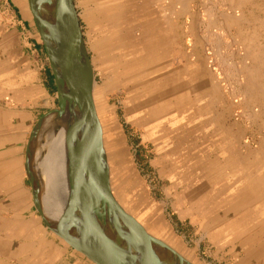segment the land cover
<instances>
[{
	"label": "crops",
	"instance_id": "crops-1",
	"mask_svg": "<svg viewBox=\"0 0 264 264\" xmlns=\"http://www.w3.org/2000/svg\"><path fill=\"white\" fill-rule=\"evenodd\" d=\"M194 1L104 0V5L100 6L99 3L85 0L82 19L74 0L78 20L85 24L81 26L87 27L86 36L100 29L99 42L104 44V57L124 59L122 68L115 69L116 76L122 74V78L117 76L115 82L117 88H123L125 93L126 122L132 125L138 134L140 148L154 153L153 157L149 158L150 166L160 173L163 172L165 176V202L147 195L143 182L130 177V189H120L122 186H118L115 180L114 192L117 186L120 193H115L116 198L143 230L155 239H158L157 236L163 237H159V240L166 241L167 245L170 244V247L192 264H264V44L259 38L258 28L261 20L256 18L255 30L252 29L247 35L240 34V37L244 38L236 40L233 30L236 32L237 21L231 16L239 1H250L260 7V2L264 0H200L198 10L192 7ZM210 8L213 10L211 13ZM207 16L208 18H205ZM34 17L28 0H0V264H98L49 230L33 202L25 160L28 140L39 118L58 103V86L49 67V59L41 44L37 20ZM205 19H211V22ZM204 24H207V27ZM203 28L208 31V35ZM86 36L84 34L83 40L89 58L90 48H94V43L98 41L90 40V43ZM204 36L207 38L206 42ZM95 39L98 40V35ZM234 39L237 41V51L243 53L246 58V63L238 66V76L242 79L239 84L236 82L238 79L231 76V66L226 67V61L223 60L227 53L231 56ZM186 41H191L190 46H186ZM115 50H120L119 54H115ZM217 53L221 55V60ZM207 55L212 58L211 63H207ZM149 59L151 67L147 66ZM229 61H232L231 57ZM145 67H148V70L150 68V72L145 70ZM153 67L158 69L153 70ZM108 81L105 80L104 83ZM173 85L177 89L185 88L177 90ZM152 90H155L157 99L164 97L167 92L169 96L154 103L151 100ZM106 95L107 92L104 96L106 105L109 106ZM162 104H170L171 107L160 109ZM154 105H158L155 107L158 111L153 109ZM162 110L166 111L165 116L162 115ZM189 111L192 112L191 115ZM180 114L186 116L182 118ZM178 115L181 117V124ZM171 123L178 124L172 126ZM160 125L165 129L161 127L162 130ZM147 131L152 137H147ZM155 131L160 133L156 132L154 135ZM219 142H222L221 146L224 145L225 148H218ZM121 149L126 152L124 146ZM218 151L219 153H216ZM205 154L206 158L203 156ZM101 156L104 163V151ZM242 156L243 159L240 160ZM182 159L185 161L181 162ZM195 177L196 181L190 183V186L189 182H193ZM246 209L248 210L245 211ZM163 210L165 214H162Z\"/></svg>",
	"mask_w": 264,
	"mask_h": 264
},
{
	"label": "bare ground",
	"instance_id": "bare-ground-1",
	"mask_svg": "<svg viewBox=\"0 0 264 264\" xmlns=\"http://www.w3.org/2000/svg\"><path fill=\"white\" fill-rule=\"evenodd\" d=\"M30 1V8L32 10L33 15L35 16L37 22L42 21V28H43V39L47 43L51 55L54 61V67L58 74V85H59V94L63 97L65 94L68 98V105L62 113V115L58 114V112H53L46 116L41 123L38 125V128L35 130V137L32 139L33 141L29 144V156L31 157L30 164L28 165L29 173L32 177L33 183H34V193H35V200L33 198V202L41 209H43L45 216L50 220V222H55L57 225L63 227V230H65L66 237L73 243L79 244L84 249L94 257V253L91 251L88 242L84 237H82L78 231L76 230L74 226V205L72 203L71 197H72V189L74 184L77 185L78 189L81 191V200H82V214L89 222L94 224L93 216L89 210L88 207V200L90 198L98 200V205L102 207L103 215L106 218V223L108 225L109 231V238H115L119 231L121 230L123 226L122 221V215L120 211L117 209L115 205H118L120 208L124 210V212L128 215V213L125 211L123 206L119 203L118 199L116 198V192L119 195V191L122 188L128 187L130 189L131 187V181L127 175L128 164H130V159L127 155V153L124 151V149H121L123 144V138L120 136V131L118 129L119 126L116 125L114 122L113 117L111 116L112 111L110 107L106 105V98L104 94L108 91L109 85L107 83H103L100 86L97 85L98 82H96V77L93 71V67L91 64V61L89 59V65L88 66V88L85 92V95L82 99L79 97V87L81 85L80 80L77 76H75L71 71L69 66L66 62V50H67V43L65 38V25L62 17V13L60 10V6L57 0H29ZM130 1V0H129ZM99 2V1H98ZM176 3V2H175ZM185 5V4H184ZM209 6V5H208ZM124 7V6H123ZM178 8V7H177ZM185 8V7H184ZM187 8V7H186ZM175 9V8H174ZM206 9V8H205ZM132 10V9H131ZM130 10V11H131ZM123 11V10H122ZM129 11V12H130ZM182 11V10H181ZM213 12V11H212ZM138 13V12H137ZM184 13V12H183ZM95 14V13H94ZM210 14V13H208ZM92 15V14H91ZM134 15V14H133ZM187 15V14H185ZM189 15V14H188ZM224 16V15H223ZM236 16V14H235ZM234 16V17H235ZM241 16V15H240ZM137 17V16H136ZM150 17V16H149ZM187 17V16H186ZM204 17V16H203ZM212 17V16H210ZM79 18V17H78ZM95 18V17H94ZM105 18V17H104ZM141 18V17H140ZM147 18V17H146ZM205 18H208L205 17ZM217 18V17H216ZM223 18V17H222ZM193 19V18H192ZM240 19V18H239ZM35 20V21H36ZM101 20V19H100ZM108 20V19H107ZM206 20V19H205ZM211 20V19H210ZM209 19L206 21H210ZM217 20V19H215ZM191 21V20H190ZM200 22V20H198ZM203 21V20H202ZM213 21V20H212ZM263 21V20H262ZM198 22V24H200ZM211 22V21H210ZM218 22V21H217ZM216 22V23H217ZM214 23V21L212 22ZM215 23V24H216ZM257 23V22H256ZM264 23V22H263ZM203 24V23H202ZM210 24V23H207ZM206 24V25H207ZM214 24V25H215ZM243 24V23H242ZM196 25V24H195ZM205 25V24H204ZM205 25V26H206ZM211 25V24H210ZM261 25V24H260ZM259 25V26H260ZM151 26V25H150ZM199 26V25H198ZM212 26V25H211ZM210 26V27H211ZM220 26V25H219ZM240 26V25H239ZM264 26V24H263ZM263 26H261L263 28ZM111 27V26H110ZM207 27V26H206ZM213 27V26H212ZM211 27V28H212ZM235 27V26H234ZM257 27V26H256ZM113 28V27H112ZM149 28V27H147ZM198 28V27H197ZM196 28V29H197ZM218 28V27H217ZM237 28V27H236ZM259 28V27H258ZM215 29V28H214ZM82 30V29H81ZM202 30V29H201ZM205 29L203 28V31ZM219 30V28H218ZM253 30H255L253 28ZM132 31V30H131ZM212 31V30H211ZM261 31V30H260ZM134 32V31H133ZM190 32V31H189ZM196 32V30H195ZM201 32V31H200ZM206 34L208 35V31H206ZM210 32V31H209ZM254 32V31H253ZM213 33H217V31H213ZM263 33V32H262ZM38 34L41 37V34L38 31ZM115 34V33H114ZM202 34V33H201ZM205 34V35H206ZM236 34V33H235ZM113 35V34H112ZM152 35V34H151ZM190 35V34H189ZM198 35V34H197ZM221 35V34H220ZM247 35V34H246ZM264 35V34H263ZM83 36V34H82ZM144 36V35H143ZM212 36V35H211ZM217 38L220 40V36L217 34ZM236 36V35H235ZM88 37V36H87ZM135 37V36H134ZM140 37V36H139ZM209 39L210 37L207 36ZM216 37V36H214ZM254 37V36H253ZM117 38V37H116ZM145 37H143L144 39ZM206 42V37H203ZM206 38V39H205ZM244 38V36L242 37ZM114 39V38H113ZM241 39V38H239ZM238 39V40H239ZM252 39V38H250ZM108 40V39H107ZM110 40V39H109ZM115 40V39H114ZM113 40V41H114ZM134 40V39H133ZM150 40V39H149ZM213 39H211L212 41ZM215 40V39H214ZM217 40V39H216ZM215 40V41H216ZM218 40V41H219ZM243 40V39H242ZM258 40V39H257ZM84 41V40H83ZM118 41V39H117ZM135 41V40H134ZM147 41V39H146ZM214 41V43H215ZM245 41V40H243ZM109 42V41H108ZM121 42V41H120ZM193 42V41H192ZM209 42V41H208ZM220 42V41H219ZM218 42V43H219ZM249 42V41H248ZM254 42V41H253ZM81 43V42H80ZM107 43V41H106ZM130 42H128L129 44ZM142 43V41H141ZM195 43V42H194ZM217 43V44H218ZM250 43V42H249ZM115 44V43H114ZM156 44V43H155ZM160 44V43H159ZM94 45L97 47V45H101V42H96ZM131 45V44H130ZM139 45V44H138ZM196 45V44H195ZM219 45V44H218ZM82 46V44H81ZM94 46V48H95ZM111 46V45H110ZM197 46V45H196ZM200 46V45H199ZM126 47V46H125ZM136 47V46H135ZM158 47V46H157ZM168 47V46H167ZM219 47V46H218ZM254 47V46H253ZM93 48V49H94ZM99 48V47H98ZM108 48V47H107ZM150 48V47H149ZM214 48V45H213ZM212 50H215L213 49ZM86 49V46H85ZM97 49V48H96ZM131 49V48H130ZM160 49V48H159ZM158 49V50H159ZM217 49V48H216ZM219 49V48H218ZM254 49V48H253ZM257 49V48H255ZM254 49V50H255ZM82 50L85 53L84 47L82 46ZM129 50V49H128ZM154 50V49H153ZM164 50V48H163ZM196 50V49H195ZM220 50V49H219ZM218 50V51H219ZM258 50V49H257ZM101 51V50H100ZM127 51V50H126ZM217 51V52H218ZM264 51V50H263ZM87 52V50H86ZM259 52V51H256ZM89 53V52H88ZM132 53V52H131ZM151 53V52H149ZM224 53V52H223ZM102 54V53H101ZM100 54V55H101ZM119 54V53H118ZM129 54V53H127ZM147 54V53H145ZM144 54V55H145ZM154 53H152L153 55ZM205 54V53H204ZM214 54V53H213ZM218 54V53H217ZM228 54V53H227ZM104 55V54H103ZM121 55V54H120ZM119 55V56H120ZM151 55V56H152ZM155 55V54H154ZM192 55V54H191ZM132 56V55H131ZM150 56V55H149ZM150 56V57H151ZM206 56V55H205ZM221 56V55H220ZM218 54V58L220 57ZM130 57V56H128ZM127 57V58H128ZM141 57V56H140ZM139 57V58H140ZM191 57V56H190ZM114 58V57H112ZM117 58V57H116ZM115 58V59H116ZM146 58V57H145ZM148 58V57H147ZM164 58V57H163ZM166 58V56H165ZM203 58V57H202ZM208 57H206V60ZM214 58V57H213ZM162 59V58H161ZM117 60V59H116ZM142 60V59H141ZM221 60V58H219ZM224 60V59H223ZM138 61V60H137ZM217 64H218V60ZM110 62V61H109ZM113 62V61H112ZM110 62V63H112ZM225 63L224 61H221V63ZM163 63V62H162ZM209 63V61L207 62ZM214 63H216L214 61ZM213 63V64H214ZM245 63V61H244ZM254 63V62H253ZM99 64V63H98ZM115 64V63H113ZM156 64V63H155ZM220 64V63H219ZM218 64V65H219ZM241 64V63H240ZM104 65V64H102ZM101 65V66H102ZM151 60H147V66L151 67ZM223 65V64H222ZM253 65V64H252ZM160 66V65H159ZM215 66V65H214ZM213 66V67H214ZM220 66V65H219ZM226 66V65H225ZM224 66V67H225ZM158 67V66H157ZM101 68V67H100ZM148 67H145L146 70ZM154 68V67H153ZM180 68V67H179ZM208 68V67H207ZM99 69V68H98ZM109 69V68H108ZM158 69V68H157ZM153 69V70H157ZM209 69V68H208ZM240 69V68H239ZM139 70V69H138ZM148 70V69H147ZM175 70V69H174ZM105 71V70H104ZM171 71V69H170ZM216 71V69H215ZM135 72V71H134ZM146 72V71H145ZM150 72V68L148 70ZM166 72V71H165ZM243 72V71H242ZM246 72V71H245ZM253 72V71H252ZM132 73V72H130ZM129 73V74H130ZM216 73V72H215ZM244 73V72H243ZM146 74V73H145ZM157 74V73H156ZM209 74V73H208ZM98 75V74H96ZM140 75V74H138ZM142 75V74H141ZM184 75V74H183ZM118 76V75H117ZM126 76V75H124ZM133 76V75H132ZM137 76V75H136ZM135 76V77H136ZM147 76V75H146ZM155 76V74H154ZM153 76V77H154ZM161 76V75H160ZM218 76V75H217ZM220 76V75H219ZM245 76V75H244ZM258 76V75H257ZM152 77V76H151ZM152 77V78H153ZM196 77V76H195ZM203 77V76H202ZM208 77V76H207ZM211 77V76H210ZM98 78V77H97ZM149 78V77H148ZM197 78V77H196ZM247 78V77H246ZM251 78V77H250ZM119 79V78H118ZM136 79V78H135ZM134 79V80H135ZM151 79V78H150ZM249 79V78H248ZM130 80V79H128ZM196 80V79H195ZM100 81V80H99ZM102 81V80H101ZM104 81V79H103ZM115 81V79H113ZM164 81V80H163ZM253 81V80H252ZM251 81V82H252ZM258 81V80H257ZM125 82V81H124ZM128 82V81H127ZM145 82V81H144ZM239 82V81H238ZM142 83V82H140ZM165 83V82H163ZM172 83V82H171ZM170 83V84H171ZM192 83V82H191ZM190 83V84H191ZM100 84V83H99ZM125 84V83H124ZM139 84V83H138ZM162 84V83H161ZM214 84V83H213ZM259 84V82H258ZM257 84V85H258ZM160 85V83H159ZM178 85V84H176ZM180 85V84H179ZM183 85V84H182ZM135 86V85H133ZM153 86V85H152ZM175 85H173L174 87ZM185 86V85H184ZM188 86V85H187ZM186 86V87H187ZM123 87V86H122ZM143 87V86H142ZM163 87V85H162ZM161 87V88H162ZM172 87V86H171ZM179 87V86H177ZM197 87V85H196ZM195 87V88H196ZM200 87V86H199ZM198 87V88H199ZM258 87V86H257ZM158 88V87H157ZM160 88V86H159ZM167 88V86H166ZM169 88V87H168ZM167 88V89H168ZM176 88V86H175ZM185 88V87H184ZM184 88H181L179 90H182ZM188 88V87H187ZM194 88V89H195ZM201 88V87H200ZM120 89V88H119ZM129 89V88H128ZM146 89V88H144ZM177 89V88H176ZM177 89V90H178ZM205 89V88H204ZM236 89V88H235ZM135 90V89H134ZM160 90V89H158ZM166 90V89H165ZM189 89H187L188 91ZM258 90V89H257ZM139 91V89H138ZM186 91V92H187ZM227 91V90H226ZM111 92V91H110ZM109 92V93H110ZM135 92V91H134ZM151 100L156 103L157 100L162 98H167L168 92L164 97H160L157 99V94L155 90H152ZM161 92V91H160ZM164 91H162L163 93ZM183 92V91H182ZM183 92V93H186ZM207 92V91H206ZM138 93V92H136ZM174 93V91L172 92ZM180 93V92H179ZM178 93V94H179ZM240 93V92H239ZM243 93V92H242ZM108 94V93H107ZM119 94V93H118ZM135 94V93H134ZM159 94V93H158ZM177 94V93H175ZM211 94V93H210ZM121 95V94H120ZM147 95V94H146ZM150 95V94H149ZM181 95V94H180ZM186 95V94H185ZM192 95V94H191ZM212 95V94H211ZM108 96V95H106ZM145 96V95H144ZM173 94H171V97ZM175 96V95H174ZM178 96V95H177ZM143 96L141 95V98ZM181 97V96H179ZM139 98V97H138ZM175 99V97H174ZM181 99V98H180ZM210 99V98H209ZM208 99V100H209ZM124 100V99H123ZM139 100V99H136ZM170 100V99H169ZM184 100V99H183ZM182 100V101H183ZM188 100V99H187ZM122 101V100H121ZM135 101V100H134ZM166 101V100H165ZM181 101V102H182ZM199 101V100H198ZM136 102V101H135ZM143 103V102H141ZM130 104V103H128ZM146 104V103H145ZM158 104V103H157ZM166 104V103H165ZM162 104L160 109L169 108L171 107L170 104L165 105ZM182 104V103H181ZM192 104V103H191ZM190 104V105H191ZM201 104V103H200ZM136 105V104H135ZM144 105V104H143ZM165 105V106H164ZM179 105V104H178ZM133 106V105H132ZM138 108V105H136ZM147 106V105H146ZM155 107H158V105H154L153 109ZM177 107V106H175ZM225 107V106H224ZM57 108V107H55ZM143 108V107H142ZM183 108V107H182ZM193 108V107H192ZM208 108V107H207ZM123 109V108H122ZM133 109V108H132ZM159 109V110H160ZM181 109V108H180ZM140 110V109H139ZM209 110V109H207ZM206 110V111H207ZM231 110V109H230ZM125 111V110H124ZM158 111V110H156ZM162 113H159L164 115L166 114L165 110H162ZM161 111V112H162ZM177 111V110H175ZM204 111V110H203ZM140 112V111H139ZM154 112V111H153ZM174 112V111H173ZM190 112V111H189ZM189 112L186 114L188 115ZM202 112V111H201ZM192 112H190L191 115ZM199 113V112H198ZM225 113V112H224ZM258 112H256L257 114ZM138 114V113H137ZM185 114V113H184ZM184 114L182 116H184ZM126 115V114H125ZM154 115V114H153ZM156 115V114H155ZM168 115V114H167ZM185 115V116H186ZM198 115V114H197ZM245 115V114H244ZM179 116V115H178ZM181 116V114H180ZM178 117L179 119L182 117ZM184 116V117H185ZM210 116V115H209ZM142 117V116H141ZM147 117V115H146ZM182 117V118H184ZM197 117V116H196ZM208 117V116H207ZM13 118V117H12ZM177 118V119H178ZM209 118V117H208ZM135 120V119H133ZM139 120V119H138ZM154 120V119H152ZM175 120V118H173ZM190 120V119H189ZM195 120V118H193ZM209 120V119H208ZM168 121V120H167ZM166 121V122H167ZM178 121V120H177ZM191 121V120H190ZM200 121V120H199ZM226 121V120H225ZM133 122V121H132ZM205 123V121L203 120ZM135 123V122H134ZM184 123V121H183ZM186 123V122H185ZM168 124V123H167ZM178 124V123H176ZM174 124V125H176ZM181 124V119H180ZM172 125V123H171ZM172 125V126H174ZM181 126V125H180ZM194 126V125H193ZM204 126V125H203ZM164 128L160 125V128ZM176 127V126H175ZM196 127V126H195ZM161 128V129H162ZM139 129V128H138ZM160 129V132L163 130ZM165 129V128H164ZM216 129V128H215ZM167 130V129H166ZM172 130V129H171ZM178 130V129H177ZM180 130V129H179ZM183 130V129H182ZM214 130V129H213ZM176 131V130H175ZM195 131V130H193ZM200 131V130H199ZM217 131V130H215ZM214 131V132H215ZM224 131V130H223ZM149 131H147L148 133ZM157 131L153 132L155 135ZM157 132V133H160ZM185 132V131H184ZM198 132V131H197ZM147 137L149 138V133L147 134ZM162 133V132H161ZM212 133V132H211ZM145 134V133H144ZM195 134V133H194ZM210 134V133H209ZM143 135V134H142ZM161 135V134H160ZM189 135V134H188ZM171 136V135H170ZM152 137V136H150ZM179 137V136H178ZM195 137V136H194ZM205 137V136H204ZM208 137V136H207ZM219 137V136H218ZM144 138V137H143ZM156 138V137H155ZM154 138V139H155ZM167 138V137H166ZM198 138V137H197ZM206 138V137H205ZM145 139V138H144ZM163 139V138H162ZM178 139V138H176ZM174 139V140H176ZM181 139V138H179ZM178 139V140H179ZM225 139V138H224ZM227 139V138H226ZM230 139V138H229ZM228 139V140H229ZM146 140V139H145ZM165 140V138H164ZM167 140V139H166ZM183 140V139H182ZM181 140V141H182ZM228 140L226 142L229 144ZM232 140V139H231ZM162 141V140H161ZM169 141V138L168 140ZM202 141V140H201ZM151 142V141H150ZM158 142V141H157ZM238 142V141H237ZM148 143V142H147ZM162 143V142H161ZM184 143V142H183ZM220 143V142H219ZM222 143V142H221ZM217 144L218 148L221 146ZM225 143V142H224ZM177 144V143H176ZM203 143H201L202 146ZM208 144V143H207ZM194 145V144H193ZM162 146V145H160ZM158 146V147H160ZM167 146V145H164ZM205 146V145H204ZM216 146V145H215ZM157 147V146H156ZM163 147V146H162ZM173 147V146H172ZM171 147V149H173ZM203 147V146H202ZM223 148V146H221ZM125 148V147H124ZM178 148V147H176ZM190 148V147H189ZM200 148V147H199ZM213 148V147H212ZM217 148V147H216ZM154 150V149H153ZM159 150V149H158ZM170 150V149H169ZM204 150V149H203ZM211 150V149H210ZM218 150V149H217ZM236 150H238L236 148ZM259 150V149H258ZM104 151V163L101 160ZM166 151V150H165ZM163 151V152H165ZM171 151V150H170ZM195 151V150H194ZM198 151V150H196ZM215 151V150H214ZM222 151V150H221ZM157 152V150L155 151ZM162 152V151H161ZM213 152V151H212ZM232 152H234L232 150ZM253 152V151H252ZM255 152V151H254ZM177 153V152H175ZM185 153V152H184ZM193 153V152H192ZM200 153V152H199ZM208 153V152H207ZM210 153V152H209ZM214 153V152H213ZM216 153H219L216 152ZM249 153V152H248ZM158 154H160L158 152ZM187 154V153H186ZM189 154V153H188ZM196 155V153H194ZM192 154V155H194ZM231 154V153H230ZM169 155V154H168ZM185 155V154H184ZM183 155V156H184ZM252 155V154H251ZM170 156V155H169ZM172 156V155H171ZM176 156V155H175ZM182 156V155H181ZM189 156V155H188ZM206 158V154L203 155ZM215 156V155H214ZM228 156V155H227ZM250 154L247 158H249ZM187 157V156H186ZM212 157V156H211ZM210 157V158H211ZM172 158V157H171ZM233 158V157H232ZM246 158V157H245ZM246 158V159H247ZM263 158V157H262ZM180 158H178L179 160ZM186 159V158H185ZM193 159V158H191ZM189 159V160H191ZM229 159V158H228ZM231 159V157H230ZM240 160L243 159L240 157ZM238 159V160H239ZM245 159V160H246ZM26 160V159H25ZM203 160V159H201ZM239 160V161H240ZM173 161V160H172ZM171 161V162H172ZM177 161V159H176ZM183 159L181 160V162ZM185 161V160H184ZM183 161V162H184ZM197 161V160H196ZM200 162V160H198ZM237 161V160H236ZM260 161V160H259ZM158 162V161H157ZM224 162V161H222ZM232 162V161H231ZM243 162V161H242ZM257 163V161H255ZM150 163V162H149ZM178 163V162H177ZM254 163V162H253ZM240 164V163H239ZM177 165V164H176ZM132 166V165H131ZM178 166V165H177ZM182 166V165H181ZM225 166V165H224ZM248 166V164H247ZM256 166V165H255ZM173 167V166H172ZM176 167V166H175ZM174 167V168H175ZM200 167V166H199ZM233 167V166H231ZM230 167V168H231ZM245 167V166H244ZM251 167V166H250ZM258 167V165H257ZM104 168V170H103ZM129 168H131L129 166ZM229 168V169H230ZM235 168V167H234ZM195 169V168H194ZM172 170V169H171ZM199 170V169H198ZM201 170V168H200ZM255 170V169H253ZM203 171V170H202ZM225 171V170H224ZM223 171V172H224ZM230 171V170H229ZM237 171V170H236ZM264 171V170H263ZM262 171V172H263ZM215 172V171H214ZM213 172V173H214ZM261 172V173H262ZM172 173V172H171ZM249 173V172H248ZM252 173V172H251ZM260 173V174H261ZM118 174V176L116 175ZM243 174V173H242ZM247 174V171H246ZM263 174V173H262ZM203 175V174H202ZM206 174H204L205 176ZM212 175V174H210ZM223 175V173H222ZM220 175V176H222ZM244 175V174H243ZM250 175V174H249ZM259 175V174H258ZM140 176V175H139ZM142 176V175H141ZM162 176V175H161ZM196 176V175H195ZM201 176V175H198ZM242 176V175H241ZM261 176V175H260ZM136 177V176H135ZM165 177V176H164ZM203 177V176H202ZM201 177V179H202ZM258 177V176H256ZM189 178V177H188ZM192 178V177H191ZM224 178V177H223ZM228 178V177H227ZM236 178V177H235ZM264 178V176H263ZM183 179V178H181ZM186 179V178H184ZM204 179V177H203ZM237 179V178H236ZM102 180L104 181V185L102 184ZM116 180V183H118L119 191L116 190L114 192L115 187L113 186L114 182ZM167 180V179H166ZM179 180V179H178ZM192 180V179H190ZM189 180V181H190ZM218 180V179H217ZM216 180V181H217ZM246 180V179H245ZM252 180V179H251ZM184 181V180H183ZM196 181L193 180L194 183ZM199 181H201L199 179ZM232 181V180H230ZM262 181V180H261ZM174 182V181H173ZM172 182V183H173ZM176 182V181H175ZM182 182V181H180ZM185 182V181H184ZM188 182V181H187ZM205 182V181H204ZM222 182V181H221ZM226 182V181H225ZM229 182V181H228ZM234 182V181H232ZM250 182V181H249ZM248 182V183H249ZM264 182V181H263ZM186 183V182H185ZM231 183V182H230ZM247 183V184H248ZM262 183V182H261ZM191 184V185H192ZM227 184V182H226ZM127 185V186H126ZM178 185V184H177ZM176 185V186H177ZM181 185V184H179ZM190 185V186H191ZM206 185V184H205ZM211 185V184H210ZM212 186V185H211ZM234 186V185H233ZM232 186V187H233ZM257 186V185H256ZM178 187V186H177ZM181 187V186H180ZM208 187V186H207ZM215 187V186H214ZM244 187V186H243ZM246 187V185H245ZM174 188V187H173ZM183 188V186L181 187ZM188 188V187H187ZM202 188V186H201ZM205 187H203L204 189ZM209 188V187H208ZM242 188V187H241ZM169 189V188H168ZM184 189V188H183ZM253 189V187H252ZM205 190V189H204ZM203 190V191H204ZM207 190V188H206ZM258 190V189H257ZM170 191V190H169ZM260 191V190H258ZM167 192V189H166ZM171 192V191H170ZM210 192V191H209ZM208 192V194H210ZM263 192V191H262ZM203 193V192H202ZM206 193V192H205ZM261 193V192H260ZM124 194V193H123ZM122 194V195H123ZM169 194V193H168ZM217 194V193H216ZM249 194V193H248ZM257 194V193H256ZM201 195V193L199 194ZM215 195V193H214ZM238 195V194H237ZM125 196V195H124ZM206 196V195H205ZM212 198V195H210ZM220 196V195H219ZM236 196V195H235ZM253 196V195H252ZM204 197V196H203ZM202 197V198H203ZM250 197V196H249ZM261 198V196H258ZM122 198V197H120ZM197 198V196H196ZM236 198V197H235ZM247 197H245L246 199ZM252 198V197H251ZM250 198V199H251ZM254 198V197H253ZM126 199V198H124ZM208 199V196H207ZM231 199V198H230ZM263 199V198H262ZM264 200V199H263ZM203 201V200H202ZM260 201V200H258ZM124 203V202H123ZM197 203V202H196ZM232 203V202H231ZM249 203V202H248ZM257 203V202H255ZM139 204V202H138ZM141 204V203H140ZM230 204V203H229ZM228 204V205H229ZM259 204V203H258ZM199 205V204H198ZM197 205V207H198ZM227 205V206H228ZM247 205V204H246ZM263 205V204H262ZM137 206V204L135 205ZM140 206V205H139ZM226 206V207H227ZM257 206V204L255 205ZM261 206V204H260ZM128 207V206H127ZM245 207V206H244ZM243 207V209H244ZM254 207V206H253ZM130 208V207H129ZM135 208V207H134ZM240 208V207H239ZM261 208V207H260ZM197 209V208H196ZM241 209V208H240ZM249 209V207H248ZM246 209L245 211H247ZM255 209V208H254ZM128 210V209H127ZM238 210V207L237 209ZM242 210V209H241ZM258 210V209H257ZM131 211V209H130ZM235 211V210H233ZM244 211V213H245ZM251 211V210H249ZM248 211V212H249ZM261 211V210H260ZM129 212V211H128ZM243 212V211H242ZM229 213V212H228ZM237 213V212H235ZM234 213V214H235ZM241 213V212H240ZM247 214V213H245ZM258 214V213H257ZM153 215V214H152ZM228 215V214H226ZM231 215V214H230ZM242 215V214H241ZM263 215V214H262ZM221 216V215H220ZM232 216V215H231ZM259 216V215H258ZM128 217L131 219V226L129 227V231L124 237L123 242L121 245H119L117 251L121 255H125L127 259L123 262L128 264H160L161 259H169L172 262L174 261V264H192L187 259L180 256L176 250H174L172 247L167 245L164 241L159 240L161 236H157L158 239L150 234H148L139 223L134 221L129 215ZM219 217V213L218 216ZM226 217V216H225ZM229 217V215H228ZM227 217V218H228ZM247 217V216H246ZM159 218V217H158ZM157 218V219H158ZM224 218V217H223ZM238 218V217H237ZM235 218V219H237ZM243 218V217H242ZM245 218V217H244ZM243 218V219H244ZM262 218V217H261ZM82 218H80L81 220ZM241 219V218H240ZM144 220V219H143ZM142 220V221H143ZM226 220V218H225ZM261 220V219H260ZM204 221V220H203ZM241 221V220H240ZM153 222V221H152ZM223 222V221H222ZM237 222V221H236ZM235 222V223H236ZM263 222V221H262ZM89 227L91 228V224ZM157 223V221H156ZM211 223V222H210ZM221 223V222H219ZM257 222H255L256 224ZM154 224V223H153ZM152 224V225H153ZM218 224V223H217ZM216 224V225H217ZM151 225V226H152ZM202 225V224H201ZM215 225V226H216ZM235 225V224H234ZM233 225V226H234ZM252 225V224H251ZM250 225V226H251ZM214 226V225H213ZM213 226H210L211 228ZM137 227V228H136ZM145 227V226H144ZM150 227V226H149ZM139 228V230H137ZM210 228V229H211ZM92 229V228H91ZM140 229L143 232H139ZM151 229V227H150ZM153 229V228H152ZM155 229V228H154ZM165 229V228H164ZM204 229V227H203ZM252 229V228H251ZM168 230V228H167ZM163 231V229H162ZM149 232H154L150 231ZM219 232V231H217ZM223 230L221 231V233ZM237 232V231H236ZM245 232V231H244ZM93 234H96V231H92ZM158 235L160 233L157 232ZM156 233V234H157ZM164 233V232H163ZM165 234V233H164ZM167 234V233H166ZM163 235V234H162ZM241 235V234H240ZM239 235V236H240ZM218 236V235H217ZM231 236V235H230ZM238 237V236H237ZM171 238V237H170ZM63 241H65L63 238H61ZM174 239V238H173ZM237 239V238H236ZM235 239V240H236ZM230 240V237H229ZM233 241V240H232ZM2 242V241H1ZM66 242V241H65ZM63 242V243H65ZM68 244V242H66ZM235 243V242H234ZM229 244V243H228ZM182 245V244H181ZM177 246V245H176ZM259 248V247H258ZM259 250V249H258ZM53 252V251H52ZM246 253V252H245ZM253 254V253H252ZM52 255V254H51ZM183 255V254H182ZM184 256V255H183ZM259 256V255H258ZM38 257V256H37ZM195 257V256H194ZM262 257V256H261ZM57 258V257H55ZM96 259V257H94ZM39 259V258H38ZM49 260V259H48ZM59 260V259H58ZM63 260V259H62ZM54 261V260H53ZM97 261V259H96ZM95 262V261H94ZM93 262V263H94ZM246 262V261H245ZM60 263V262H59ZM251 263V262H250ZM40 264V263H39ZM45 264V263H44Z\"/></svg>",
	"mask_w": 264,
	"mask_h": 264
},
{
	"label": "water",
	"instance_id": "water-1",
	"mask_svg": "<svg viewBox=\"0 0 264 264\" xmlns=\"http://www.w3.org/2000/svg\"><path fill=\"white\" fill-rule=\"evenodd\" d=\"M60 6V10L62 13L64 25H65V38H66V43H67V50H66V62L67 65L70 68V71L78 77L80 80V87H79V97L82 99L85 95V92L88 88V66L89 65V58L85 49V44L83 41V36L81 32V28L79 25L78 21V16L76 12V8L74 5L73 0H57ZM42 21L37 22V27L38 31L41 34L42 37V42L46 51V54L49 59V63L52 69V73L54 75L55 81L58 86V94H59V85H58V74L55 70L54 67V61L51 55V51L47 45V43L43 39V28H42ZM81 42V43H80ZM84 47L85 53L82 50V46ZM68 105V98L64 94L63 97L60 98L58 97V106L57 108H52L48 111H46L36 122L34 125L30 137L28 140V146H27V151H26V171L28 173L31 186H32V196L35 200V193H34V183L32 180V177L29 173L28 170V165L30 164L31 157L29 156V144L32 139L35 137V130L38 128V125L41 123V121L48 116L49 114L53 112H58V114L62 115L64 113L66 107ZM102 184L104 185V181L102 180ZM72 203L74 205V226L78 233L86 239L90 246L91 251L94 253V257L90 255L84 247H82L79 244H75L71 242L67 237H66V232L63 230V227L57 225L55 222H50V220L45 216L43 209L39 207V205L35 204L37 211L42 217L43 222L45 225L52 230L54 233H56L58 236L63 238L68 244H70L72 247L75 249L81 251L82 253L86 254L89 256L92 260L96 261L98 264H128L123 262L125 261L126 256L125 255H120L117 251L119 245L124 240V237L129 231V227L131 226V219L128 217V215L124 212L122 208H120L118 205H115L117 209L120 211L122 215V221H123V226L117 236L115 238L110 239L108 236L109 234V229L108 225L106 223V218L103 215L102 207L98 205V200L90 198L88 200V207L89 210L93 216L94 219V224L89 222L88 220L84 217L82 214V200H81V191L78 189L77 185L74 184L73 189H72V197H71ZM80 218H82L80 220ZM90 223L91 228L89 227ZM134 226V224H132ZM137 228V227H136ZM95 230L96 234H93L92 231ZM139 230V228L137 229ZM139 232H143L141 229ZM160 264H174L175 262L169 260V259H161ZM134 264H138L137 262Z\"/></svg>",
	"mask_w": 264,
	"mask_h": 264
},
{
	"label": "rangeland",
	"instance_id": "rangeland-1",
	"mask_svg": "<svg viewBox=\"0 0 264 264\" xmlns=\"http://www.w3.org/2000/svg\"><path fill=\"white\" fill-rule=\"evenodd\" d=\"M199 1L200 0H195L193 2L192 7H194V9H197V10L199 9V7H198ZM88 2H90V1H88ZM91 2L99 3L100 6L104 5V0H95V1L91 0ZM76 3L78 6V9H79L78 13H80V16L82 17V19H84L82 10H83V6L85 4V0H76ZM28 4L30 6L29 0H28ZM74 5H75V2H74ZM75 8H76V6H75ZM76 11H77V8H76ZM212 11L213 10L210 8L209 12L211 13ZM206 13H208V11H206ZM235 14H236V16H235ZM231 16H233V17L235 16L234 18H236V21H237L236 32H235V30H233L234 34L236 33V37H235L236 40L239 38H242V37H240V34L246 35V34L252 32V29L254 28V26H257V24L254 25V22L256 23V21H255L256 18H260L261 25L259 24L260 26H258V27L260 28L261 31L259 30V33H260L259 38L262 40V43L264 44V35H263L264 34V26H263V24H264L263 23L264 22V1L260 2V7L253 5V3L250 1H243V2L239 1L237 3V6L232 10ZM81 24H84L83 21L82 22L79 21V25H80V28L82 29L81 30L82 34L84 33L86 36L85 30H87V27L86 26L83 27V25L81 26ZM261 26H263V28ZM94 32L92 35L90 34L91 36L87 34L88 39H87V36H86V39L89 42H90V40L94 41V42H96V41L99 42L100 37H101V31L99 29V31L94 30ZM102 32L104 34V31H102ZM84 34H83V37H84ZM97 35H98V40L97 39L94 40L95 36H97ZM235 39L233 40L234 48H233V51L231 53V56H229V54H226L224 56V60L226 61V67L229 68L231 66V70L233 71L231 76L238 79V80H236V79L235 80L239 84V83H241L242 79L240 78V76H238V73H239L238 66L240 63L242 65L245 64L246 58L244 57L243 53H241L240 51L239 52L237 51V49L235 47L237 45V41ZM222 43L223 42H221V44ZM41 44L44 47L42 39H41ZM190 44H191V41H186V46H190ZM44 50H45V48H44ZM119 52H120V50L114 51L115 54H118ZM89 53H90L89 59H90V61H92L91 64H92L93 71H94V74L96 77V82H98L97 85L100 86L101 84L104 83L105 80H109L108 84L110 85V88L107 91V93H108L107 94L108 95L107 96V102H108L107 104L109 105L108 107H110V109L112 111V117L114 119V122L116 123L117 126H119L120 133L122 134L123 144H124L126 153H127L128 157L131 158L130 159V165L128 164V169H127V170H129V171H127L128 177H130L131 179L134 178V179L141 180L144 184L145 192L147 193V195H149L150 197H152L154 199H159V200L165 202V185L163 182V180H164L163 174L164 173L163 172L160 173L159 171H157L156 169H154L153 167L150 166L149 158L153 157L154 153L148 152V150L146 148H143V147H142V149L140 148L141 146L139 145V143H138L139 140L137 138L138 134H136V131L134 130L132 125H130L129 123L126 122L127 117L125 114H126V110H127V103L125 101L126 98H125V93L123 92V88H120V89L117 88L118 87L117 83L115 81H113V79L116 80V77H117L115 74V69H118L117 67L122 68V66H123L122 63H123L124 59L122 57L112 58V57H108V56H106V58H105L103 55L104 54L103 42L101 43V45H99L97 47L95 46L94 49L90 48ZM207 57H208L207 58L208 61L211 63L212 58L208 55H207ZM229 57L232 58V61H229ZM109 61L110 62L113 61V62L110 63ZM244 61H245V63H244ZM113 63H115V64H113ZM102 64H104V65H102ZM49 67L51 68L50 63H49ZM112 70H114V72H112ZM96 74H98V75H96ZM240 74H242V72ZM118 76H120L122 78V74H120ZM103 79H104V81H103ZM57 106H58V103L56 102V105L53 108H55ZM129 166L131 168H129ZM163 213H164V210H163L162 214Z\"/></svg>",
	"mask_w": 264,
	"mask_h": 264
}]
</instances>
